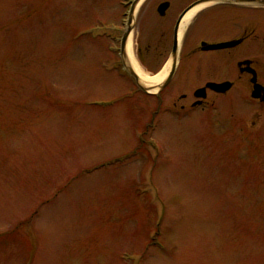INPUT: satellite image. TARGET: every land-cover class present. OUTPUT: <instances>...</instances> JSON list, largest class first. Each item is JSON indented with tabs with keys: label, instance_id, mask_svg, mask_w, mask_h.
I'll list each match as a JSON object with an SVG mask.
<instances>
[{
	"label": "rangeland",
	"instance_id": "rangeland-1",
	"mask_svg": "<svg viewBox=\"0 0 264 264\" xmlns=\"http://www.w3.org/2000/svg\"><path fill=\"white\" fill-rule=\"evenodd\" d=\"M127 3L0 0V264H264L256 137L137 90Z\"/></svg>",
	"mask_w": 264,
	"mask_h": 264
},
{
	"label": "flooded vegetation",
	"instance_id": "flooded-vegetation-1",
	"mask_svg": "<svg viewBox=\"0 0 264 264\" xmlns=\"http://www.w3.org/2000/svg\"><path fill=\"white\" fill-rule=\"evenodd\" d=\"M199 1L142 0L141 18L135 11L133 27L140 26L143 38L139 32L136 61L149 74L154 72L149 63L156 61L164 78L168 75L176 45L171 78L158 95H150L166 111L174 109L179 120L199 113L210 121L214 113L219 118L223 113L228 125L232 117L242 121L256 137L247 153L264 156V0Z\"/></svg>",
	"mask_w": 264,
	"mask_h": 264
},
{
	"label": "water",
	"instance_id": "water-1",
	"mask_svg": "<svg viewBox=\"0 0 264 264\" xmlns=\"http://www.w3.org/2000/svg\"><path fill=\"white\" fill-rule=\"evenodd\" d=\"M141 0H134V2L131 5V9H130V14L128 16V23H127V27L126 30L124 31L121 40H120V59L122 62V65L124 67V69L131 75L133 76V78L135 79L138 87L140 89H142L143 91H147L148 87L140 80L138 74L136 73V71L134 70V68L128 63L127 59H126V52H125V48H126V43L128 41V38L130 36V32L132 30V26H133V16H134V12L136 7L138 6V4L140 3ZM210 1H215V0H200L198 3H207ZM225 44H221V45H217V46H212V47H223ZM175 57H176V45L174 48V51L172 53V59H171V68H170V72L168 73V75L161 81V83L159 85L156 86L155 89L159 90L165 83H167L169 81V79L171 78V75L173 73V69H174V65H175Z\"/></svg>",
	"mask_w": 264,
	"mask_h": 264
},
{
	"label": "bare ground",
	"instance_id": "bare-ground-1",
	"mask_svg": "<svg viewBox=\"0 0 264 264\" xmlns=\"http://www.w3.org/2000/svg\"><path fill=\"white\" fill-rule=\"evenodd\" d=\"M181 29H183V27ZM125 52H126V59H127L128 63L134 68V70L136 71V73L140 77V80L146 86H152V85L158 84L160 82V80L164 76L163 75L164 72H161L159 75H156V76H150L149 74H146V73L144 74L143 72L140 71V69H138V67H137V65L134 62L133 57H132L130 37L128 38V41L126 43Z\"/></svg>",
	"mask_w": 264,
	"mask_h": 264
}]
</instances>
